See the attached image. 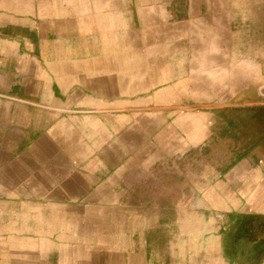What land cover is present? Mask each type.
I'll use <instances>...</instances> for the list:
<instances>
[{"label": "crops", "instance_id": "crops-1", "mask_svg": "<svg viewBox=\"0 0 264 264\" xmlns=\"http://www.w3.org/2000/svg\"><path fill=\"white\" fill-rule=\"evenodd\" d=\"M252 9L0 0V264H264Z\"/></svg>", "mask_w": 264, "mask_h": 264}, {"label": "rangeland", "instance_id": "rangeland-1", "mask_svg": "<svg viewBox=\"0 0 264 264\" xmlns=\"http://www.w3.org/2000/svg\"><path fill=\"white\" fill-rule=\"evenodd\" d=\"M253 2V9L254 13H263V18L255 17L254 18V26H253V32L255 34L254 40L252 42L253 46V55L250 58H244V57H238V58H232V59H225L222 58L220 61L226 62V65L233 69H237L241 66H252L253 68V81L251 86L247 89L249 95L252 96L251 100L253 102H260L264 103V40H260L261 35L260 33V26L262 25L263 22V27H264V0H251ZM262 6V9L259 10L258 6ZM206 60L209 61L208 65L211 68L215 69V64L216 62H219V59L212 58V56ZM217 65V64H216ZM213 71V70H211ZM207 76V77H206ZM206 83L207 86L209 85V89L207 88L206 93L208 94L207 97L205 98L206 101H212L214 99V96L216 95L218 98L221 95V87L223 85L229 83V87H236L239 86L240 84H237L235 80H231L232 77H237V74H220V73H210L206 74ZM215 81V82H214ZM231 81V82H230ZM215 83V84H213ZM205 107V108H204ZM206 109V110H212L213 108H210L208 105H201L199 109Z\"/></svg>", "mask_w": 264, "mask_h": 264}]
</instances>
